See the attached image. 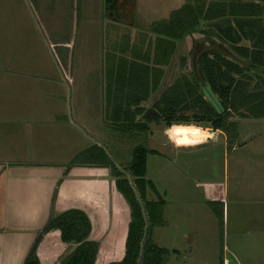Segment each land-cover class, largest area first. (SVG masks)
I'll use <instances>...</instances> for the list:
<instances>
[{
    "label": "crops",
    "instance_id": "crops-1",
    "mask_svg": "<svg viewBox=\"0 0 264 264\" xmlns=\"http://www.w3.org/2000/svg\"><path fill=\"white\" fill-rule=\"evenodd\" d=\"M35 1L37 7L32 17L39 26L38 42L45 48V61L50 63L47 64L48 70L99 72L97 94L89 96L81 89L82 92H75L73 98L75 105L71 114L86 128L89 125L85 118L87 110L92 109L99 116L98 125L105 123L104 55L126 56L133 45L139 49L144 35L154 37L149 32L152 23L167 20L171 12L183 7L194 10L203 0H84L83 3L71 0L70 5L69 0ZM208 1H205L201 13L206 12ZM14 3L15 0L13 3L3 0V8L7 10L3 9L0 16V81L3 84L0 93V264H22L48 216L67 210L80 211L88 219L90 231L87 239L98 244L95 258H109L111 253L114 255L118 242L125 241L128 207L114 189L107 169L73 166L63 175L69 161L58 163L49 156L54 138L68 134L72 125L67 122V100L62 89L60 92V80L46 81L47 84L54 83L56 93L47 89L44 94L37 93L33 85L35 94L32 91L27 93V72L46 69L41 63L28 62L26 5L24 3L21 16L20 6L8 9ZM211 3L209 14L212 17L223 14L222 17L207 20L195 12V17L199 16L196 19L198 25L176 42L188 45L192 41L193 48L189 50L192 58L205 52L222 55L243 65L244 61L228 45L216 39V31L209 25L222 20L230 23L260 20L264 29V0H215ZM78 25L83 33L78 32ZM138 39L140 42H135ZM237 46L248 47V43L241 39ZM194 63L199 72L197 58ZM201 85L205 88L203 95L208 101H214L203 80ZM47 103L61 112L44 113ZM241 120L246 122L244 129H239L238 121ZM234 123L235 131L229 142L217 131L209 133L195 126H179L186 130L179 134L180 139L187 135V140L192 143L175 146L177 148L193 151L221 135L222 144H212V148L220 152L221 165L217 171L220 177H193L187 182L189 171L187 167L182 169L184 175L181 171L180 178L192 188L189 191L178 181L179 192L176 194L166 179L163 209L167 202L166 192L170 195L168 201H184L182 195H186V201H195V206L200 204L199 212L207 218L209 236H214L216 222L219 224L222 256L264 258V116L238 119ZM197 131L206 132L208 138L204 142H201L204 139H191V134ZM28 152L33 156H28ZM40 152L48 153L40 159ZM204 163L206 161L202 160ZM205 167V173L217 170L211 163ZM167 170L164 179L167 172L171 174L170 168ZM54 189L56 192L51 203ZM195 206L192 204L190 208L196 209ZM174 212L182 215L179 208ZM194 212L190 211L188 220L190 217L194 220ZM219 213L221 219L215 216ZM124 214L126 220L122 223ZM165 222L164 228H168ZM185 229L180 231V236L187 241L190 233L188 228ZM103 246L111 247L110 251L103 252L102 249L100 252ZM74 247L72 243L60 242L57 230H50L41 236L35 256L39 264H59L55 260L53 263L52 258H64ZM121 254L120 258L122 251Z\"/></svg>",
    "mask_w": 264,
    "mask_h": 264
},
{
    "label": "trees",
    "instance_id": "trees-1",
    "mask_svg": "<svg viewBox=\"0 0 264 264\" xmlns=\"http://www.w3.org/2000/svg\"><path fill=\"white\" fill-rule=\"evenodd\" d=\"M205 1L194 10L183 7L171 12L167 20L152 23L149 32L155 35L153 39H148L144 48L130 49L128 57L104 55V118L113 132L123 135L146 133L149 124H162L165 128L192 125L220 131L229 142L235 131V123L228 121L231 115L238 119L264 116L262 79L256 73L264 69V29L260 20L233 23L222 20L209 25L216 31V39L228 45L244 61L242 65L218 54L203 52L198 55L199 72L216 100V108L204 98L190 74L178 75L148 108L141 106L157 90L163 76L162 67L169 63L175 42L198 25L196 19L199 16L195 17V12L207 20L222 17L223 14L214 17L209 14L211 2L215 0H209L206 12L201 13ZM241 39L246 40L248 47L237 46ZM143 40L144 37L141 42ZM180 62L183 65L184 60L181 58ZM254 79L256 82L251 86ZM147 155L157 154L143 145H136L130 151L127 165L118 169L102 148L92 145L76 153L64 167L63 175L73 166L107 169L114 189L128 207L123 256L119 262L109 264H162L164 251L153 243L151 229L163 223L164 202L151 182L145 179ZM55 192L54 189L51 203ZM148 193L154 199H147ZM215 216L221 219L220 213ZM50 230L58 231L60 242L75 245L59 264H95L98 244L87 239L89 221L77 210L50 214L22 264H39L35 249L41 236Z\"/></svg>",
    "mask_w": 264,
    "mask_h": 264
},
{
    "label": "rangeland",
    "instance_id": "rangeland-1",
    "mask_svg": "<svg viewBox=\"0 0 264 264\" xmlns=\"http://www.w3.org/2000/svg\"><path fill=\"white\" fill-rule=\"evenodd\" d=\"M75 0H73L74 2ZM13 3L14 0H11ZM16 3L13 5H9L8 9L15 7L18 9L20 6V14H23V5L25 3V15L27 18V58L28 62L34 63L38 62L45 66L46 70L43 71H32L27 72L28 81H27V93L35 94L32 85L36 87L37 93L41 91L42 94L45 93L46 89L51 93H56V88L54 83L49 82L47 84L46 81H61V88L60 92L65 95L67 100V108H66V115H67V122L70 121L72 124L68 134L64 136H60L57 139L54 138L53 145L51 147L49 156H52V160H56L58 163H67L72 155L76 154L77 152L82 151L92 145H96L104 150L106 155L109 157L113 165L118 168L122 169L127 165L130 160V151L136 145H143L147 150L154 151L157 155H147L145 161V179L150 181L153 185L155 191L159 195V197L163 200V192L166 191L164 183L167 179L168 183H171L172 189L174 193L179 192V184L180 181L185 188L190 191L192 186L189 183H185L181 177V171L184 175V168L188 169L189 176L187 182H190L191 178H202V177H210L211 178H219L220 174H217V171L220 170L221 165V157L220 152L214 150L212 148V144H222L221 135H217L213 141H207V145L203 147H199L195 150H187L185 148H177L175 146L178 145L176 142L181 138L179 134L172 131L173 126L169 128H165L162 124H149L148 130L146 133L141 134H132V135H123L121 132L115 133L111 130V128L106 125L105 123H100L98 125V118L97 114L94 110H87L86 120H89V125L86 128H83L81 124L78 123L77 120L74 119V116L71 114V109L75 103L73 102V98H75V92H82L83 89L84 94L89 96H93L97 94L99 88V72L97 71H78V70H71L70 72L64 71H55V70H48V65L50 64L46 62V55H45V48L41 46L38 42V38L40 36L39 26L34 21L32 17L35 13V8L37 7V2L35 0H15ZM70 5L71 0L68 1ZM76 2L83 3L84 0H76ZM8 5V3H7ZM59 7H62L61 4H58ZM7 8H3V0H0V16L3 15V11ZM5 10V11H6ZM62 26H68L67 24H63ZM81 25H78V32L83 33L80 28ZM147 31V30H146ZM155 36V35H154ZM191 38V37H190ZM152 40L153 36L144 35V40L142 42V48L146 44L147 40ZM193 40V39H192ZM136 40L135 42H138ZM140 42V41H139ZM139 46V45H138ZM134 48L137 46L133 45ZM190 47V49H189ZM132 48V47H131ZM192 41L188 42V45L179 44V42L175 43L174 52L170 58L169 63L167 66L163 67V76L159 82L158 88L155 92L151 93L148 99L141 104L143 108H148L150 104L158 97V95L168 87L172 81L180 74H186L192 76L195 83L197 84L200 91L204 92L202 84V77L200 76V72H197L195 69L194 60L197 58V54L190 55L192 50ZM128 52V51H127ZM128 57V54L126 56ZM184 60L183 65L180 62V59ZM36 60V61H35ZM257 75L260 76L262 79L261 87L264 88V69L261 72H256ZM38 75V77H36ZM70 81V83L68 82ZM255 79L251 82V86L255 83ZM258 84V83H257ZM76 88V89H75ZM62 89V91H61ZM3 91V84L0 81V93ZM74 91V92H73ZM205 94V92H204ZM206 100V95H203ZM214 98V97H213ZM209 102L217 107L216 100L214 101L209 100ZM61 107V106H60ZM57 108L51 106L50 103L45 104L44 113H52L55 112ZM60 110H57V113ZM61 112V111H60ZM235 120L238 118L235 115H231L229 118L230 123H234ZM105 121V118L103 119ZM107 122V121H106ZM105 124V125H104ZM191 127H194L190 125ZM239 129L246 128L245 121H238ZM91 127L90 129H88ZM176 127L179 128V125ZM196 127V126H195ZM201 128L204 131H208L209 133H214L209 128ZM206 129V130H205ZM208 129V130H207ZM204 131H197L194 134H191V139H204L201 142H204L208 138V134ZM186 132V131H185ZM223 134L220 131H217ZM81 134V135H80ZM215 136V134H213ZM224 137L225 134H223ZM227 138V137H226ZM187 139V135H186ZM64 142H66L64 144ZM200 142V143H201ZM212 142V143H210ZM199 143V142H198ZM189 146V145H187ZM57 149V150H54ZM30 155L33 156L32 152H28ZM48 152H40L39 158L43 159L45 154ZM202 160H205L206 163L202 164ZM168 163V164H166ZM215 166L217 170L211 173H205L207 168L205 165ZM214 167V168H215ZM170 168V172L165 174L164 179V171H168L167 169ZM193 171H196L197 174H194ZM205 176H203V174ZM109 175V174H108ZM205 179V178H204ZM167 202L165 208L162 210V225L155 226L151 229V238L153 243L160 249L164 251L162 257V264H222L223 260L226 261V264H264V258H229L226 255L222 256L221 254V229L219 224L216 222V228L214 232V236H209V231L206 227L207 218L205 215L201 214L200 204H196L197 208L192 209L190 206L193 204L195 206V201L190 203L186 201L187 196L182 195L184 201H168L170 195L166 192ZM193 196V195H192ZM173 199H177V197H172ZM147 199H154L153 195L148 193ZM190 205V206H189ZM195 206V207H196ZM176 208L182 210V215L179 216L174 212ZM194 212L195 218L194 220L191 217L187 218V215ZM124 214L123 219L121 220L122 223L125 222ZM190 216V215H189ZM188 216V217H189ZM193 216V217H194ZM166 222H165V220ZM129 221V220H128ZM190 221V222H189ZM164 222L166 223V227L164 228ZM128 222H125L126 228V235L128 229ZM190 225V226H188ZM170 226V227H169ZM185 228H188L190 237L192 240L190 241L187 239H183L180 236V231H186ZM125 235V239H126ZM124 243L125 241L121 239V242H118V246H116L114 250V255L111 253L109 258H96L95 264H109V263H116L121 260L120 256L121 251L124 250ZM111 247H100L99 251L102 252H109ZM52 258L53 263H59L63 258Z\"/></svg>",
    "mask_w": 264,
    "mask_h": 264
},
{
    "label": "clouds",
    "instance_id": "clouds-1",
    "mask_svg": "<svg viewBox=\"0 0 264 264\" xmlns=\"http://www.w3.org/2000/svg\"><path fill=\"white\" fill-rule=\"evenodd\" d=\"M172 131L177 133V134H181V133H184L186 130L184 128H178L176 126H173ZM176 143L178 145H187V144H190L192 142L185 138V139H179Z\"/></svg>",
    "mask_w": 264,
    "mask_h": 264
},
{
    "label": "built area",
    "instance_id": "built-area-1",
    "mask_svg": "<svg viewBox=\"0 0 264 264\" xmlns=\"http://www.w3.org/2000/svg\"><path fill=\"white\" fill-rule=\"evenodd\" d=\"M222 264H226V261H225V260H223Z\"/></svg>",
    "mask_w": 264,
    "mask_h": 264
}]
</instances>
